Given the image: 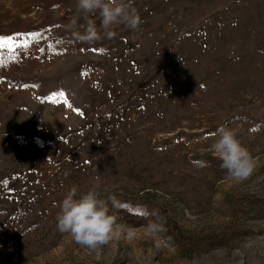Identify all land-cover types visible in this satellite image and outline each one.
Returning <instances> with one entry per match:
<instances>
[{"label":"rangeland","instance_id":"rangeland-1","mask_svg":"<svg viewBox=\"0 0 264 264\" xmlns=\"http://www.w3.org/2000/svg\"><path fill=\"white\" fill-rule=\"evenodd\" d=\"M130 3L137 30L88 42L77 0H0V37L27 45L0 50V264H264V0ZM221 124L245 180L211 148ZM94 185L125 231L90 251L57 216Z\"/></svg>","mask_w":264,"mask_h":264},{"label":"clouds","instance_id":"clouds-1","mask_svg":"<svg viewBox=\"0 0 264 264\" xmlns=\"http://www.w3.org/2000/svg\"><path fill=\"white\" fill-rule=\"evenodd\" d=\"M77 10L84 14L87 26L79 38L88 42L101 39V31L109 37L115 33L114 25L124 24L135 31L142 23L141 17L130 0H77ZM100 17L99 29L94 20L89 16ZM214 137L211 148L221 160V168L237 179H247L256 168V161L249 150L243 146L237 137V132L221 124ZM200 164L205 162L200 161ZM94 185L86 193L77 198V187L73 186L59 204L60 211L57 216V228L62 233L72 236L74 241L90 251H97L108 245L113 239H118L125 231V225L118 223L115 214L110 213L109 202L112 208L118 206L117 199L101 198ZM148 234L163 231V224L150 221L146 226ZM130 232V230H129Z\"/></svg>","mask_w":264,"mask_h":264},{"label":"trees","instance_id":"trees-1","mask_svg":"<svg viewBox=\"0 0 264 264\" xmlns=\"http://www.w3.org/2000/svg\"><path fill=\"white\" fill-rule=\"evenodd\" d=\"M140 209H141L140 207L137 208L138 211ZM159 216L162 218V220L164 221L167 220L166 219L167 217L165 215L159 214ZM143 217H147V216H143ZM166 225H167L166 228L169 230V233L171 234V238H173L176 241V243L180 244L181 247L191 248L190 245L191 243L189 242L188 237L183 234L181 228L178 225L176 224L173 225L169 223H166Z\"/></svg>","mask_w":264,"mask_h":264},{"label":"snow or ice","instance_id":"snow-or-ice-1","mask_svg":"<svg viewBox=\"0 0 264 264\" xmlns=\"http://www.w3.org/2000/svg\"><path fill=\"white\" fill-rule=\"evenodd\" d=\"M12 37H0V50H3L7 48L9 52H12L15 50L17 47H27V45H20L16 44L14 47L10 45V42L12 41ZM55 95V94H54ZM65 94L63 92L59 93V96L63 97Z\"/></svg>","mask_w":264,"mask_h":264}]
</instances>
